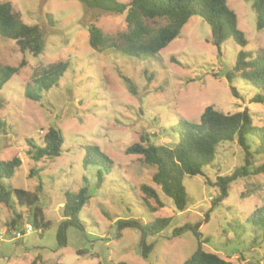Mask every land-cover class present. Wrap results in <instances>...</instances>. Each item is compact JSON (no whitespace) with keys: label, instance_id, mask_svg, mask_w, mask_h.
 Segmentation results:
<instances>
[{"label":"rangeland","instance_id":"374dc122","mask_svg":"<svg viewBox=\"0 0 264 264\" xmlns=\"http://www.w3.org/2000/svg\"><path fill=\"white\" fill-rule=\"evenodd\" d=\"M4 1L11 2L23 22L41 27L43 48L36 56L22 53L14 40L0 36V64L18 67L0 89V159L21 160L3 183L26 190L40 184L37 205L50 225L36 228L32 208L16 205L22 219L17 228L4 232L1 226L12 214L0 203V264H29L36 257L37 264H183L198 242L191 231L172 236V230L196 222H202L199 232L207 240L201 242L203 250L232 264H264V240L258 238L252 245L256 234L245 220L250 211L264 204L262 175L239 178L204 221L210 200L217 194L216 177L242 164L243 151L235 139L217 144L213 161L202 167L201 174L184 177L187 207L182 211L152 181L155 168L145 164L140 154L125 153L144 134L156 145L173 146L177 134L170 126L178 119L198 122L207 105L223 112L248 107L253 124L264 126V103L249 102L256 89L237 78L233 85L241 96L236 98L225 77L241 47L228 40L218 55L209 25L191 16L180 34L155 57L97 52L89 46L87 24L97 25L107 36L115 35L125 29V13L90 10L79 0H0ZM252 3L227 0L247 40L245 50L264 47V29L256 27ZM66 59L69 67L57 86L43 91L38 100L25 96L35 68ZM49 126L61 130V153L36 162L27 153L28 140L41 144ZM83 144L98 145L112 161L99 185L100 167L82 165ZM32 168L38 170L36 175L30 173ZM143 184L158 192L163 206L145 195ZM81 187L89 195L78 212L83 229L68 226L65 243L60 245L56 233L63 218L64 193ZM144 198L157 210L151 213ZM155 216L169 217L170 223L159 236L145 238L151 248L143 255L140 232L131 227L119 230L117 222L135 219L146 223ZM26 224L32 225L31 231H26Z\"/></svg>","mask_w":264,"mask_h":264},{"label":"trees","instance_id":"16d2710c","mask_svg":"<svg viewBox=\"0 0 264 264\" xmlns=\"http://www.w3.org/2000/svg\"><path fill=\"white\" fill-rule=\"evenodd\" d=\"M79 1L90 10L125 13V29L115 35L107 36L97 25L89 22L86 28L88 43L97 52L111 50L135 58L155 57L180 34L183 25L191 16H199L210 27L211 42L216 47L218 55H221L222 46L228 40L241 47L236 53L231 68L225 72L231 94L240 98L241 93L233 82L241 78L256 89V92L249 97V102L264 103V47L244 49L247 40L238 28L236 12L229 7L227 0H129L127 3L119 0ZM252 7L257 29H264V0H253ZM0 36L14 40L22 53L29 52L36 56L43 48L41 27L38 24L23 22L9 1L0 2ZM68 67L69 60L66 59L35 68L25 86V96L33 100L40 99L43 91L58 85ZM17 71V66L0 64V89ZM124 79L130 81L126 77ZM169 129L177 134V141L172 143L173 146L156 145L144 134L143 140L129 145L125 153L140 154L145 164L155 168L152 181L165 197L172 200L176 210L182 211L187 207L184 177L201 174L202 167L213 161L216 146L221 141L235 139L243 151V160L242 164L231 173L216 177L214 185L217 194L210 200V208L205 213L204 221H207L209 211L228 196L231 185L239 178L255 175L264 177V126L253 124L248 107L234 112H223L212 105H207L200 114L198 122L191 123L178 119ZM63 142L60 128L49 126L42 136L41 144L28 140L27 153L36 162L53 159L60 155ZM82 148L84 149L82 165L100 167L97 170V185H99L103 174L110 171L112 161L96 144H83ZM20 164L19 157L0 159V203L12 214L10 220L1 226L4 232L17 228L22 219V214L16 210V205L32 208V225L36 228L44 229L50 225V221L44 219L43 212L37 205L38 193L41 191L40 184L34 190H26L5 186L3 183V179L13 176ZM30 173L36 175L38 170L32 168ZM141 190L146 196L153 198L158 206H163L154 188L143 184ZM88 199L86 187H81L76 192L64 193L63 218L56 233L60 245L65 243V230L68 226L83 229L78 219V212ZM143 200L151 213L157 210L156 207L150 206L147 199ZM245 220L252 225L256 234L252 245L257 243L258 238L264 240V204L250 211L245 216ZM169 223V217L155 216L146 223H140L135 219H120L117 226L119 230L131 227L140 232L142 254L145 255L151 248V244H145V238L159 236ZM201 224L202 222L186 223L172 230V236L191 231L198 242L195 251L183 264H232L217 253L201 248V242L207 241L199 232ZM232 227L238 229L236 225ZM38 260L39 258L36 257L29 264H37ZM115 264L129 263L119 261Z\"/></svg>","mask_w":264,"mask_h":264},{"label":"built area","instance_id":"2783aa9c","mask_svg":"<svg viewBox=\"0 0 264 264\" xmlns=\"http://www.w3.org/2000/svg\"><path fill=\"white\" fill-rule=\"evenodd\" d=\"M25 229H26L27 232L31 231L32 230L31 224H26V228Z\"/></svg>","mask_w":264,"mask_h":264}]
</instances>
